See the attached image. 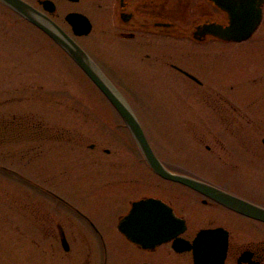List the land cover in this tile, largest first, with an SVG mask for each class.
Here are the masks:
<instances>
[{
    "label": "flooded vegetation",
    "instance_id": "af4514ba",
    "mask_svg": "<svg viewBox=\"0 0 264 264\" xmlns=\"http://www.w3.org/2000/svg\"><path fill=\"white\" fill-rule=\"evenodd\" d=\"M24 1L64 31L69 29L71 36L67 14H82L91 24L93 15H99L104 27L100 51L76 40L88 35L73 38L127 102L139 96L166 103L161 116L169 123L165 133L170 148L165 159L134 111L159 163L170 173L264 209V186L252 198L235 188L234 174L245 168L250 172L246 177H258L259 166L264 167V29L258 30L264 23V3L252 36L226 43L210 34L198 35L203 26L227 22V15L210 0H49L52 11L42 0ZM140 87L152 93L140 95ZM114 112L116 125L103 127L104 142L85 146L101 155L100 177H54L46 185L24 174H9L26 178L22 182L36 188V200L26 197L21 210L23 235L35 239L42 254L61 249L67 264H264V221L158 176ZM5 132L8 140L59 144L66 138L71 147L82 138L73 131L40 126L0 127V145L7 142ZM31 147L41 149L43 142ZM21 150L27 155L28 149ZM187 166L211 167L213 172L194 174ZM144 200L159 201L165 213L181 220V233L151 248L127 238L119 226L132 205Z\"/></svg>",
    "mask_w": 264,
    "mask_h": 264
},
{
    "label": "rangeland",
    "instance_id": "374dc122",
    "mask_svg": "<svg viewBox=\"0 0 264 264\" xmlns=\"http://www.w3.org/2000/svg\"><path fill=\"white\" fill-rule=\"evenodd\" d=\"M92 21L91 33L76 40L100 51L103 19L93 15ZM262 29L264 23L258 30ZM65 31L70 33L69 29ZM137 93L148 95L152 91L140 87ZM135 99L127 103L165 159L170 148L165 133L169 123L161 116L166 103L143 101L139 96ZM116 120L111 105L71 59L46 35L0 4V127L40 126L45 131L69 130L73 136H82L80 144L71 147L66 138L59 144L47 139L8 140L10 134L5 132L2 136L7 142L0 145V164L46 185L53 183L54 177H100L102 162L97 158L101 155L85 146L92 141L100 146L105 137L103 127L116 125ZM41 142V149H32L31 145ZM175 143L176 155L178 138ZM22 148L28 149L27 155L23 156ZM187 167L194 174L213 172L211 167ZM248 173L245 168L234 172L238 176L235 188L255 198L264 186V167L259 166L258 177H246ZM35 189L0 171V264H67V255L61 249L54 255L51 249L42 254L37 241L23 235L26 223L21 210L26 197L36 200Z\"/></svg>",
    "mask_w": 264,
    "mask_h": 264
},
{
    "label": "water",
    "instance_id": "95a60500",
    "mask_svg": "<svg viewBox=\"0 0 264 264\" xmlns=\"http://www.w3.org/2000/svg\"><path fill=\"white\" fill-rule=\"evenodd\" d=\"M210 1L226 13L227 22L225 24L203 26L202 32L199 33L198 31V35L210 34L224 42H242L253 34L261 22L263 0ZM0 2L43 31L79 67L123 120L152 171L164 179L181 183L203 193L241 214L264 221V209L205 183L167 171L152 153L142 128L129 105L74 39L67 35L48 16L37 11L23 0H0ZM47 2L41 3L46 6ZM66 21L70 24L76 36L88 35L91 31V24L83 15H67ZM194 36L197 38V35ZM161 213L167 218V224L160 223L159 217ZM125 225H128V227ZM119 227L127 238L135 243H142L145 248H151L167 238L176 236L183 230L182 221L174 216L171 217L169 213H165L162 204L154 200L134 203L130 213L124 218Z\"/></svg>",
    "mask_w": 264,
    "mask_h": 264
},
{
    "label": "snow or ice",
    "instance_id": "6c2138e0",
    "mask_svg": "<svg viewBox=\"0 0 264 264\" xmlns=\"http://www.w3.org/2000/svg\"><path fill=\"white\" fill-rule=\"evenodd\" d=\"M159 220L161 224H167L168 222L167 218L163 215V213L160 214Z\"/></svg>",
    "mask_w": 264,
    "mask_h": 264
}]
</instances>
